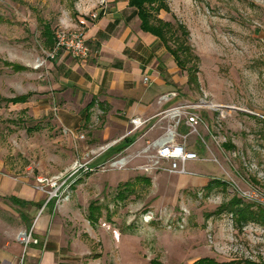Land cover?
I'll return each instance as SVG.
<instances>
[{
	"label": "rangeland",
	"instance_id": "rangeland-1",
	"mask_svg": "<svg viewBox=\"0 0 264 264\" xmlns=\"http://www.w3.org/2000/svg\"><path fill=\"white\" fill-rule=\"evenodd\" d=\"M100 2L0 0V264H24L31 245L55 246L61 264H264V223L240 224L233 213H264V0H162L166 8L150 10L169 24L165 51L187 50L180 57L198 85L135 131L105 102L88 110L80 89L60 84L62 53L49 59L41 36L40 19L55 38L85 31L79 21ZM29 93L25 104L1 100ZM186 105L199 120L184 139V116L169 111ZM169 129L198 155L185 164L194 175L169 174L167 163L145 171ZM125 137L137 146L102 160ZM10 196L37 205L23 209Z\"/></svg>",
	"mask_w": 264,
	"mask_h": 264
},
{
	"label": "crops",
	"instance_id": "crops-1",
	"mask_svg": "<svg viewBox=\"0 0 264 264\" xmlns=\"http://www.w3.org/2000/svg\"><path fill=\"white\" fill-rule=\"evenodd\" d=\"M128 1L104 0L91 19L79 21L89 56L74 62L62 53L57 62L63 77L60 84L80 89L89 98L86 106L100 99L128 122L134 117L151 121L159 114L163 120L177 104L178 90L186 87L187 77L180 76L160 40L140 30L137 12ZM133 145L137 146L133 142L129 147ZM57 252L53 245L28 246L24 264H61Z\"/></svg>",
	"mask_w": 264,
	"mask_h": 264
},
{
	"label": "trees",
	"instance_id": "trees-1",
	"mask_svg": "<svg viewBox=\"0 0 264 264\" xmlns=\"http://www.w3.org/2000/svg\"><path fill=\"white\" fill-rule=\"evenodd\" d=\"M128 3H129V6L131 8H134L137 12V16H138V19L140 21V30L145 32V33H149V34L157 37L161 43L165 44L166 43L165 31H167L169 24L163 22L162 20L157 19L150 12V10H154L155 12H159L162 8H166L163 5L162 0H129ZM151 7L152 8L154 7V9H151ZM39 21H40V24L42 26L41 36L43 38L45 49L50 52L55 45V37H54L53 31L51 30V27L48 23H46L45 21H43L41 19ZM165 48L168 51V53L172 56V58L174 59L178 68L181 71H184L186 73L187 85L188 86H197L198 85L197 69L192 68V67L187 68L186 64H187L188 60L180 57V54H181L180 52L185 53V51H187V50L184 49V51H183L180 48L171 49L170 47H168L166 45H165ZM4 65L11 68L13 72H22V71L27 70L25 67H23L21 65L10 64L8 62H5ZM29 97H30V94L25 95V96L15 97L12 99H1V100L7 104H23V103L27 102ZM94 103H95V100L93 99L86 106V108L89 110L94 105ZM122 142H123V144H125L124 147L114 146V147L109 148L102 155V157H101L102 160H104L108 157L110 158L111 155H113V154L120 153L123 149L128 148L134 142V140H132L128 137H125L122 140ZM8 199H10V201L13 205H17L18 207L23 208V209L37 205L33 202L23 201V200L18 199L17 197H14V196H10V197H8ZM50 202H51V200H49L45 206L47 207ZM43 204H44V202L38 204L39 209H41ZM89 209H90V211H89L90 222L95 223L97 221V218H98L96 216H99L100 209H99V207H96L95 205H92V204L89 206ZM233 213H235V215L238 219V222L240 224L246 223L248 221H260V220H261V222L264 223V213L256 214L255 212H253L252 210H250L247 207H243V206L238 207L237 209L233 210ZM152 264H159V263L154 261V262H152ZM194 264H260V263H254V262H249V261L219 263L213 259L203 258V259L196 261Z\"/></svg>",
	"mask_w": 264,
	"mask_h": 264
},
{
	"label": "built area",
	"instance_id": "built-area-1",
	"mask_svg": "<svg viewBox=\"0 0 264 264\" xmlns=\"http://www.w3.org/2000/svg\"><path fill=\"white\" fill-rule=\"evenodd\" d=\"M101 0L100 3H103ZM59 53H66L70 55L73 59L78 61H83L89 56V48L86 43L85 33L83 30H75L72 32L61 31L56 35L55 45L53 49L47 54L49 59H54ZM147 79H145L146 81ZM192 106H182L178 108H173L169 111L172 116L183 115L185 118V126L188 128L186 135L182 138H187L188 135L197 132L198 117L196 114L190 112ZM214 111H219L221 107H209ZM221 112V111H220ZM258 116V115H257ZM149 120H142L139 117H134L130 119L129 123L133 127V131L144 127ZM181 127L180 119L177 121V127ZM186 128V130H187ZM177 130V129H176ZM175 130V132H177ZM175 132L168 130V136L163 140H157L153 142L152 146L155 148V153L152 156V160L149 165L145 168V171L159 170L162 169L159 165L162 163H167V167L162 169L169 174L182 175V176H192L191 172H188L185 168L187 162L200 161L198 155L190 150L186 149L185 142L176 143L175 142ZM178 135V134H177ZM123 160L114 161L111 166L121 168ZM27 238V237H26Z\"/></svg>",
	"mask_w": 264,
	"mask_h": 264
},
{
	"label": "water",
	"instance_id": "water-1",
	"mask_svg": "<svg viewBox=\"0 0 264 264\" xmlns=\"http://www.w3.org/2000/svg\"><path fill=\"white\" fill-rule=\"evenodd\" d=\"M24 237L26 238V235H24Z\"/></svg>",
	"mask_w": 264,
	"mask_h": 264
},
{
	"label": "bare ground",
	"instance_id": "bare-ground-1",
	"mask_svg": "<svg viewBox=\"0 0 264 264\" xmlns=\"http://www.w3.org/2000/svg\"><path fill=\"white\" fill-rule=\"evenodd\" d=\"M23 239H24V237H23ZM27 239V238H26Z\"/></svg>",
	"mask_w": 264,
	"mask_h": 264
}]
</instances>
